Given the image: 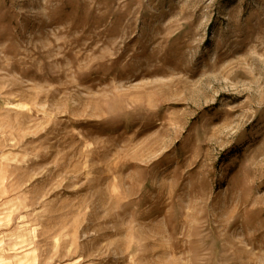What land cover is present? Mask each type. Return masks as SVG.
Masks as SVG:
<instances>
[{"label": "rangeland", "instance_id": "obj_1", "mask_svg": "<svg viewBox=\"0 0 264 264\" xmlns=\"http://www.w3.org/2000/svg\"><path fill=\"white\" fill-rule=\"evenodd\" d=\"M0 264H264V0H0Z\"/></svg>", "mask_w": 264, "mask_h": 264}]
</instances>
